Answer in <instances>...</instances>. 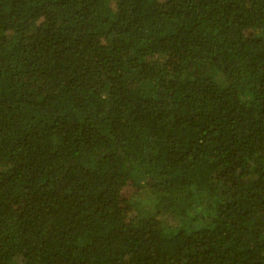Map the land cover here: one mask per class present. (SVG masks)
<instances>
[{
  "label": "trees",
  "instance_id": "16d2710c",
  "mask_svg": "<svg viewBox=\"0 0 264 264\" xmlns=\"http://www.w3.org/2000/svg\"><path fill=\"white\" fill-rule=\"evenodd\" d=\"M0 264H264V0H0Z\"/></svg>",
  "mask_w": 264,
  "mask_h": 264
}]
</instances>
